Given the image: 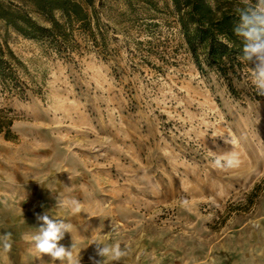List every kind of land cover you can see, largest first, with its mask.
I'll return each mask as SVG.
<instances>
[{
	"label": "rangeland",
	"instance_id": "obj_1",
	"mask_svg": "<svg viewBox=\"0 0 264 264\" xmlns=\"http://www.w3.org/2000/svg\"><path fill=\"white\" fill-rule=\"evenodd\" d=\"M80 1L93 35L74 24L68 47L0 21L18 60L0 79V264H60L32 244L44 212L70 224L60 243L80 264L100 241L126 251L119 264H264V96L249 65L232 95L194 63L170 0ZM223 156L234 166L215 167Z\"/></svg>",
	"mask_w": 264,
	"mask_h": 264
},
{
	"label": "trees",
	"instance_id": "obj_2",
	"mask_svg": "<svg viewBox=\"0 0 264 264\" xmlns=\"http://www.w3.org/2000/svg\"><path fill=\"white\" fill-rule=\"evenodd\" d=\"M30 10L43 16L49 23L42 25L29 12L11 2L0 0V21L25 38L47 41L56 47H68L74 24L93 35L90 27L91 8L80 0H21ZM91 5V0H84ZM178 31L186 50L199 70L202 65L214 70L227 84L232 95L236 94L233 82L240 80L239 70L245 63L240 59L242 39L233 33L237 20L236 9L246 2L241 0H170ZM91 7V6H90ZM58 14L59 18L55 15ZM12 63L18 60L5 42L0 41V79L15 80ZM12 119L0 110V133L8 138Z\"/></svg>",
	"mask_w": 264,
	"mask_h": 264
},
{
	"label": "clouds",
	"instance_id": "obj_3",
	"mask_svg": "<svg viewBox=\"0 0 264 264\" xmlns=\"http://www.w3.org/2000/svg\"><path fill=\"white\" fill-rule=\"evenodd\" d=\"M237 20L233 25V33L242 39L240 52L241 61L249 65V76L257 95L264 96V0H247L243 7L236 9ZM227 142V141H226ZM210 151V150H209ZM236 161L230 156L217 157L213 164L217 168L226 169L234 166ZM79 209L78 202H73ZM35 219L38 231L32 236L34 249L42 256H47L53 262L64 264H80V257L74 258L71 250L60 243L66 233L70 231V224L62 218H55L47 212L36 213ZM115 231V229H114ZM111 233V232H110ZM109 235L106 234V236ZM10 237L3 238V250H11ZM96 255L100 260L90 258L93 264H105V257H110L112 262L119 261L126 255L120 245L108 246L105 242H95Z\"/></svg>",
	"mask_w": 264,
	"mask_h": 264
}]
</instances>
